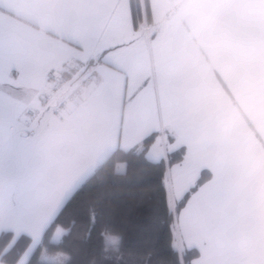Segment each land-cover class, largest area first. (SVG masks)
<instances>
[{
	"label": "crops",
	"instance_id": "0c3cea01",
	"mask_svg": "<svg viewBox=\"0 0 264 264\" xmlns=\"http://www.w3.org/2000/svg\"><path fill=\"white\" fill-rule=\"evenodd\" d=\"M148 4L136 29L130 0H0L13 199L30 221L59 213L115 149L155 133L148 159L185 148L166 175L172 206L208 174L178 212L175 246L199 252L192 264H264V0ZM77 63L94 83L66 102L49 72Z\"/></svg>",
	"mask_w": 264,
	"mask_h": 264
},
{
	"label": "trees",
	"instance_id": "16d2710c",
	"mask_svg": "<svg viewBox=\"0 0 264 264\" xmlns=\"http://www.w3.org/2000/svg\"><path fill=\"white\" fill-rule=\"evenodd\" d=\"M130 3L135 28L143 22L150 25L148 0ZM155 136L129 150L115 149L67 200L25 264H53L42 260L45 248L66 253L65 264H192L199 252L175 246L177 216L208 174L203 173L172 206L166 175L183 160L185 148L150 160L146 151ZM119 162H125V171H116ZM58 229L62 235L54 240ZM11 238V234L0 236V248ZM30 243V236L22 234L10 258L18 260Z\"/></svg>",
	"mask_w": 264,
	"mask_h": 264
},
{
	"label": "snow or ice",
	"instance_id": "6c2138e0",
	"mask_svg": "<svg viewBox=\"0 0 264 264\" xmlns=\"http://www.w3.org/2000/svg\"><path fill=\"white\" fill-rule=\"evenodd\" d=\"M9 164L5 158L2 146H0V236L11 234L12 238L9 242L0 248V264H25L28 258L33 255L35 249L43 242L42 232L50 223L59 219L57 212L48 213L41 216L38 220L30 221L25 218L19 197L13 199L12 187L9 184ZM7 219L8 227L3 228V224ZM22 234H28L31 243L26 246L20 258H10L13 249L19 243ZM62 233L58 230L57 239ZM9 257V259H5ZM107 259V258H105Z\"/></svg>",
	"mask_w": 264,
	"mask_h": 264
},
{
	"label": "built area",
	"instance_id": "2783aa9c",
	"mask_svg": "<svg viewBox=\"0 0 264 264\" xmlns=\"http://www.w3.org/2000/svg\"><path fill=\"white\" fill-rule=\"evenodd\" d=\"M86 66L77 63L63 69L49 72L51 85L56 90H66V102L79 103L87 95L86 87L94 83L91 77H83Z\"/></svg>",
	"mask_w": 264,
	"mask_h": 264
},
{
	"label": "rangeland",
	"instance_id": "374dc122",
	"mask_svg": "<svg viewBox=\"0 0 264 264\" xmlns=\"http://www.w3.org/2000/svg\"><path fill=\"white\" fill-rule=\"evenodd\" d=\"M5 110V108L1 105L0 103V112H3ZM126 169V164L125 162H119L117 165H116V171L118 172H123L125 171ZM95 171V170H94ZM93 171V172H94ZM92 172V173H93ZM91 175V174H90ZM89 175V176H90ZM88 176V177H89ZM61 233L63 232L62 230L58 229ZM57 233V232H56ZM54 240H58L57 237H56V234L54 236ZM67 254L66 253H62V252H59V253H56L54 251H51L47 248L44 249V252L42 254V260L44 261H47V262H50V263H53V264H65V261L67 259ZM29 259V258H28ZM28 261V260H27ZM27 261L25 263H27Z\"/></svg>",
	"mask_w": 264,
	"mask_h": 264
}]
</instances>
